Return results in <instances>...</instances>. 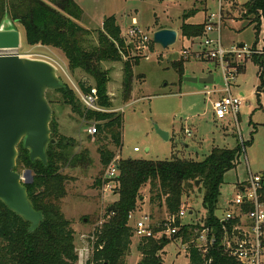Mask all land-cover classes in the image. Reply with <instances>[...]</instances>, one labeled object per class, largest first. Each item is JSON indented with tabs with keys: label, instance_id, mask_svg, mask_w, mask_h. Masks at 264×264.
Wrapping results in <instances>:
<instances>
[{
	"label": "rangeland",
	"instance_id": "1",
	"mask_svg": "<svg viewBox=\"0 0 264 264\" xmlns=\"http://www.w3.org/2000/svg\"><path fill=\"white\" fill-rule=\"evenodd\" d=\"M221 1L223 9L219 31L221 48L231 53L240 51L242 45L251 53L260 51L262 25L257 36L254 26H248L247 21L240 19L241 6L250 0H235V3L233 0ZM80 9L82 15L76 23L92 31L86 38L87 47L98 46L97 34L102 28V21L112 15H115L117 25L121 27L124 42L133 43V54L123 55L120 62H101L98 65L99 70L108 78L106 96L109 109L103 108L123 117L121 145L118 148L112 144L107 145L114 153L113 159L202 161L213 148L234 149L240 146L239 163L235 169L225 173L217 210L214 212L217 218L224 216L229 210V203L237 194V188L245 186L250 176L263 177L264 174V93L257 95L258 68L250 59V55L245 57L241 54L239 59L237 54L225 55L227 57H224L223 61L235 70L234 80L229 82L230 92L232 96H240L241 93L243 102L238 110L237 122L231 117L217 122L212 120L211 102L222 94L225 82L218 60L209 59L204 49L216 48L217 30L214 27L208 34L204 31L200 38L186 39L181 36L178 26L183 23L182 16L192 12L195 15L184 19L185 23L193 25L206 23L209 14H216L219 11L218 0H129L127 7L120 1L107 0L85 3ZM132 18H135L137 22L135 28L140 34L150 39L145 44V49H139L140 43L136 38L129 39L127 36L132 29ZM6 19L19 32L20 56L35 57L32 59L46 61L53 66L58 64L68 75L64 78L59 72L60 80L76 96L74 103L68 105L59 92L47 91L45 95L52 112L50 125L58 136L71 143L72 154H82L87 158V162L82 166L66 167L61 170L69 179L66 196L61 201V211L64 217L72 222L74 246L78 249L83 245L80 236H90L99 223L107 219L105 216L107 208L116 200V196L112 195L113 190L105 192L101 185L107 166L102 164L97 149L100 145H106L108 141L99 144L95 137L87 134L89 120L84 116V108L78 101L75 91L76 88H80V84L97 89V82L82 71L71 72L60 51L43 47L32 49L27 46L24 29L12 22L8 16ZM164 25H173L172 28L177 30L175 45L166 50L152 42L154 32ZM5 27L12 28L8 25ZM207 39L212 43L204 47V41ZM184 51L187 55H182ZM134 58H138V64L132 68V90L125 99L122 94L123 64L124 62L133 64ZM180 63H183L182 76L175 67ZM241 64L243 69L239 73L238 67ZM207 74L213 76L211 85L184 81L187 77L200 79ZM207 91L215 94L206 96ZM157 130L166 133L168 139L163 140L157 134ZM186 130L190 135L186 134ZM134 148L139 152L135 153ZM97 181L101 184L98 185ZM142 195L145 199L140 200L132 213L134 221L142 215H149L152 227L162 229L169 215L164 208L159 210L149 205L146 189ZM201 200L202 193L192 195L190 203L183 207L186 215L180 221L177 219L176 223L204 225L205 211L201 206ZM129 225L132 228L133 222L129 221ZM164 233L165 231L156 237L160 238ZM164 237L169 241L161 254V264H188L185 247L181 246L178 240H172V236ZM140 242L142 241L134 235L131 237L125 264L141 262L142 255L137 249Z\"/></svg>",
	"mask_w": 264,
	"mask_h": 264
},
{
	"label": "trees",
	"instance_id": "2",
	"mask_svg": "<svg viewBox=\"0 0 264 264\" xmlns=\"http://www.w3.org/2000/svg\"><path fill=\"white\" fill-rule=\"evenodd\" d=\"M82 11L74 0H0V23L8 16L12 22L24 29L27 46L53 48L62 53L67 61V68L74 72L82 71L97 82V93L101 107L109 109L106 96L108 78L101 72V62H120L123 55L133 54L130 44L124 42L120 27L114 16L104 18L102 28L98 31V46L87 47L86 38L92 31L78 25ZM195 14L182 16L183 23L180 34L183 38H200L205 31L204 24H187V19ZM240 19L254 26L257 36L262 25V49L255 51L250 59L257 66V95L264 93V0H250L241 6ZM163 28H160L161 30ZM257 43V42H256ZM133 64L124 62L122 69V94L128 98L132 90ZM183 63L175 67L179 75L183 71ZM243 65L238 67L242 72ZM180 77V81H181ZM80 89L87 91L83 84ZM65 103H74V92L65 85V90H58ZM76 97V96H75ZM79 101V100H78ZM82 105V104H81ZM86 119H93L98 124V135L94 136L98 146L102 164L106 167L114 158V153L107 148L112 144L115 148L121 145L123 117L115 113H95L84 109ZM51 140L46 150L47 162H32L28 152L19 145L16 160V172L31 171L32 182L25 185L28 198L37 212H41L43 220L33 232L29 233V223L10 212L0 202V264H76L77 256L74 246V230L72 222L67 220L61 211V201L66 196L69 179L61 170L82 166L87 162L84 155L71 153V143L58 136L50 125ZM104 135V136H103ZM240 146L234 149L213 148L202 161L172 159L165 161H149L122 159L117 163L118 174L114 180L113 196L116 200L113 209L106 211V220L95 228V243L91 264H125L128 254L132 228L129 215L142 200V193L147 190L148 203L156 209H165L169 216H177L183 207H187L195 193H202L201 206L205 211L203 227L209 228L215 237V244L207 254L200 253L192 244L195 231L201 226L185 224L179 232L172 236L181 246H187L188 264H239L224 251L223 241L233 236V228L239 219L235 218L222 223L214 215L217 210L220 188L225 173L236 168L241 155ZM242 147V146H241ZM200 181L198 187L194 186ZM102 182V184H101ZM96 183L103 186V181ZM260 203L264 206V174L261 189L258 192ZM250 204L243 205V212L251 211ZM152 217V215H151ZM178 224V223H177ZM159 228H154L155 237L140 239L137 249L142 255L139 264H161V254L169 241L166 237H156ZM264 246V229L262 235Z\"/></svg>",
	"mask_w": 264,
	"mask_h": 264
},
{
	"label": "water",
	"instance_id": "3",
	"mask_svg": "<svg viewBox=\"0 0 264 264\" xmlns=\"http://www.w3.org/2000/svg\"><path fill=\"white\" fill-rule=\"evenodd\" d=\"M6 17L0 24V51H18L19 32ZM176 41L175 30L161 29L152 35L153 44L162 50L172 47ZM130 47L133 50V44ZM184 81L211 85L213 76L187 77ZM58 90H65V85L52 64L17 54L0 53V202L30 224L29 233L36 230L43 217L41 212L33 209L27 195L25 185L32 182L31 171L22 174L15 171L17 148L22 145L32 162L38 160L46 164L47 147L55 141L51 140L52 112L45 95L47 91ZM157 134L163 140L168 139L167 134L160 130ZM199 184L200 181H196L194 186ZM112 209L113 206L108 211ZM233 235L239 237L237 232Z\"/></svg>",
	"mask_w": 264,
	"mask_h": 264
},
{
	"label": "built area",
	"instance_id": "4",
	"mask_svg": "<svg viewBox=\"0 0 264 264\" xmlns=\"http://www.w3.org/2000/svg\"><path fill=\"white\" fill-rule=\"evenodd\" d=\"M219 11L216 14H209L206 18L205 23V33L208 34L212 32L215 27L217 30L218 38L216 41V48L212 50L204 49L207 51L206 56L209 59L218 60L224 77L225 88L220 96L214 99L211 102L212 115L216 121L224 120L226 117H231L233 121L237 122V114L239 107L243 102V96H232L230 92V81L234 80L235 70L227 66L228 63L223 61L225 55L237 54V59L240 58L241 54L246 56H251L254 52H250L244 46L240 51H233L231 53L225 52L220 45L219 41V31L221 28V19H222V1L218 0ZM136 22H133V27L127 34L129 39H137L140 43L139 49H145V44L150 40L146 36L140 34L137 28H135ZM130 42V41H129ZM212 41L209 39L204 41V47H208ZM133 44V43H132ZM20 50V49H19ZM18 51H0L1 54H17L20 56ZM182 55H187L184 51ZM147 59L146 56H143ZM30 59L35 57H28ZM226 59V58H225ZM223 63L225 65H223ZM57 75L59 72L63 75L64 78H67V71L60 68L58 64L54 66ZM59 68V70H58ZM60 77V76H59ZM87 91H83L80 88H76V93L78 100L82 104L83 108L86 111L95 112V113H112V111L106 110L99 104V96L97 89L91 86L85 87ZM215 94L212 91H207L206 96H211ZM98 124L94 120L88 121L87 134L89 136L98 135ZM187 135L190 133L186 130ZM133 151L139 152L137 148H134ZM118 159H113L108 165L105 172L103 180V191L111 192L115 188L114 180L117 177ZM262 175L250 176L249 182L242 187L237 188V194L232 202L229 203V210L222 216L220 221L222 223L229 222L235 218L239 219L238 224L233 228L234 232L239 234V237H226L223 241L224 251L231 257H233L239 264H264V246L262 244V235L264 229V212L263 205L259 201L258 192L261 189ZM245 203L250 204L252 207L251 211L243 212V205ZM186 215L185 209L181 208L177 216H169L166 221L163 223V228L160 229L156 236L161 232L165 231L164 235L175 236L180 227L184 224H177L176 220L179 221L183 219ZM132 213L129 215V221L133 220ZM102 223H99V226ZM133 235L139 239L153 238L155 237L154 228L151 225V219L149 215H142L137 221L133 220L132 226ZM233 232V233H234ZM94 233V231H93ZM93 233L90 236L81 235L80 242L83 243L81 247L75 249L77 262L76 264H91L93 248L95 243V236ZM161 234V236L164 237ZM195 238L192 241L194 247L203 255L207 254L208 250L215 244V237L211 233L209 228L201 226V229L195 231ZM86 239V240H84ZM187 250V246H185ZM210 263V260L207 261V264Z\"/></svg>",
	"mask_w": 264,
	"mask_h": 264
},
{
	"label": "crops",
	"instance_id": "5",
	"mask_svg": "<svg viewBox=\"0 0 264 264\" xmlns=\"http://www.w3.org/2000/svg\"><path fill=\"white\" fill-rule=\"evenodd\" d=\"M101 1H107V0H74V2L81 8L82 6H83V4H85V3H99V2H101ZM110 1H113V2H115V1H120V2H122L126 7H127V3L129 2V0H110ZM159 1H161V0H159ZM234 1V3H235V0H233ZM155 15V14H154ZM112 16H114L115 17V15H112ZM107 18V17H106ZM205 18H206V15H205ZM116 22H117V20H116ZM133 22H135V18H132V27H133ZM137 23V22H136ZM182 25V24H181ZM181 25H179L178 26V28H179V30H180V27H181ZM120 27V26H119ZM136 27V26H135ZM173 27V25L172 26H170V25H164V27H161V28H163V29H171V30H175L174 28H172ZM120 30H121V27H120ZM176 32H177V30H175ZM121 33H122V30H121ZM36 47H42V46H35V48ZM34 47H32V49H33ZM43 48H48V47H43ZM207 76H209L208 74L207 75H204V76H201L200 78H205V77H207ZM240 96H241V93H240ZM217 97V96H216ZM216 97L214 98V99H216ZM212 120L214 121V122H217L215 119H214V117H213V115H212ZM145 198H142V200H144ZM133 220H135V217L133 218ZM133 220H132V222H133ZM133 226V225H132Z\"/></svg>",
	"mask_w": 264,
	"mask_h": 264
}]
</instances>
